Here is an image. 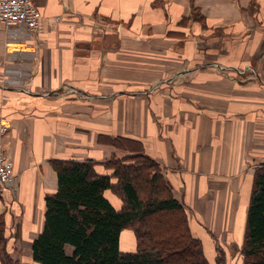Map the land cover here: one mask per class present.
<instances>
[{
  "label": "crops",
  "instance_id": "0c3cea01",
  "mask_svg": "<svg viewBox=\"0 0 264 264\" xmlns=\"http://www.w3.org/2000/svg\"><path fill=\"white\" fill-rule=\"evenodd\" d=\"M34 2L43 14L35 37L0 24L2 141L16 173L0 188L10 256L31 261L45 196L58 188L49 160L102 163L112 153L141 151L162 165L206 257L223 234L242 237L264 163V0ZM209 32L213 61L197 60ZM88 132L113 133L125 151Z\"/></svg>",
  "mask_w": 264,
  "mask_h": 264
},
{
  "label": "trees",
  "instance_id": "16d2710c",
  "mask_svg": "<svg viewBox=\"0 0 264 264\" xmlns=\"http://www.w3.org/2000/svg\"><path fill=\"white\" fill-rule=\"evenodd\" d=\"M49 162L58 188L45 196L44 226L32 244L31 261L23 264H210L203 242L191 231L186 206L149 155L102 162L110 173L100 172L94 159ZM109 195L121 204L115 206ZM127 229L137 239L133 251L121 248ZM10 238L0 212V264H14ZM242 254L246 264H264V163L254 174Z\"/></svg>",
  "mask_w": 264,
  "mask_h": 264
},
{
  "label": "rangeland",
  "instance_id": "374dc122",
  "mask_svg": "<svg viewBox=\"0 0 264 264\" xmlns=\"http://www.w3.org/2000/svg\"><path fill=\"white\" fill-rule=\"evenodd\" d=\"M59 19H58V21H59ZM42 22H43V20H42ZM201 23L204 25V21L202 19H201ZM41 26H42V24H41ZM207 28L210 29V27H207ZM40 29H41V27H40ZM40 29H39V31H40ZM203 35L204 36L201 39L202 40V46L200 48L197 47L195 49V52L192 53V54L194 55V58L197 59V60H200V61H205V60L206 61H210L211 60V61H213V33L209 32L208 34L204 33ZM223 51L224 50H220L219 52L222 53V55H223ZM229 54H230V52H229ZM233 54H234V52H232L230 54V57H232ZM218 56H221V55H218ZM230 57H228V59H230ZM234 60L239 61V59H237V58L234 59ZM246 62H248V61L243 60V61L239 62V64L241 65L240 69H246L247 68L248 65H247ZM156 68L157 67H155V69ZM6 74H7V76H13V74H15V75L20 74L21 75V73L17 72V70L7 71ZM72 97L73 96H70V98L68 100L70 101V100L74 99ZM90 103H91L90 106L93 107L91 109H94L96 111L97 108H98V105H99L98 101L97 100H91ZM108 106H109V104H106V107H108ZM96 134H97V139L99 140V142H102V143H104V144H106L108 146H112V147H110L111 149L114 146L115 148H118V149H121V150L125 151L124 146H123L124 140H120L119 138L115 137L113 135V133H111V132L110 133L109 132H106V133H92V132L90 133V132H88V135H90V137H92L93 139L95 138L94 136H96ZM139 152L141 153V151H139ZM142 153H144V152H142ZM126 155L129 156L130 154H126ZM106 156H108V158H106L105 160H109V159H112L114 157L115 158H122V156L124 157L125 155H117V154H113L112 153V154H108ZM127 156H125V157H127ZM102 159H104V158H102ZM261 164L262 163H260L258 166H260ZM98 166L101 169H102V167L104 168L102 163H99ZM161 167H162V165H161ZM162 171H164L163 167H162ZM112 196H113L114 199H116L117 201L121 202V200L118 197H116L114 195H112ZM189 225H190V220H189ZM245 229H246V224H245ZM127 230L128 231H126L124 233V236H123L124 245H123L122 249L123 250H128V251H133L134 249H136L137 239H136V236H135L134 232L131 229H127ZM243 232L244 233H243L242 237L240 236L241 238L233 236L231 234H228V235L227 234H223L224 236L219 238L220 244H217V243L215 244V242H213V253L214 254H213V256H209L208 255L207 259H208L209 263L210 264H218L217 260H220L221 257H222L224 259V262L223 263L221 262L219 264H246L245 257L242 254L245 230ZM203 247H204V245H203ZM207 247L206 248L204 247L206 249V251H207ZM69 252H70V250H69ZM13 262H14V264H19L15 259H13Z\"/></svg>",
  "mask_w": 264,
  "mask_h": 264
},
{
  "label": "built area",
  "instance_id": "2783aa9c",
  "mask_svg": "<svg viewBox=\"0 0 264 264\" xmlns=\"http://www.w3.org/2000/svg\"><path fill=\"white\" fill-rule=\"evenodd\" d=\"M42 20L43 14L33 0H0V24L8 29H15L17 32L23 30L29 36L35 37ZM17 40L18 35L13 34L11 46ZM9 128V121L2 119L0 122V188L11 187L16 179L13 158L2 141Z\"/></svg>",
  "mask_w": 264,
  "mask_h": 264
}]
</instances>
